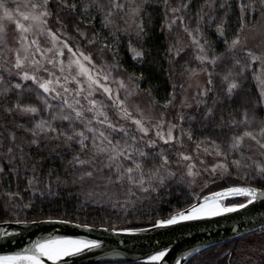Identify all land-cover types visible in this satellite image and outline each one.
Returning <instances> with one entry per match:
<instances>
[{
    "label": "snow or ice",
    "instance_id": "1",
    "mask_svg": "<svg viewBox=\"0 0 264 264\" xmlns=\"http://www.w3.org/2000/svg\"><path fill=\"white\" fill-rule=\"evenodd\" d=\"M92 2L97 5L98 10L104 11L105 6L100 3V0H92ZM190 2L191 0H189ZM111 3L112 8H109L103 16L104 27H108L113 23L111 19L114 15L113 9L123 10L124 8V5L119 3L118 0H111ZM144 3H147V0H144ZM164 3L167 6L168 0H164ZM189 3H181L179 7H173L170 11L172 13L182 12L189 7ZM61 4L73 10L77 7L70 0H61ZM261 4L264 5V0H261ZM221 6L223 7V5ZM90 7L91 5H85V11ZM29 8L33 11L22 10L21 5H17L15 9L24 21H31V23L26 25L19 19L15 20L16 28L21 33L17 38L20 42V48L13 50L8 46L6 27L0 23V53L5 48L8 51L15 52V60L10 67L8 66L7 59L4 60L3 64H0V84L5 81L3 73L6 72L11 76L13 74V68L16 69V76L25 82L31 81V84L15 83L14 88L28 91L35 90L37 98L45 105V110L50 112L49 120L41 118L29 129L33 135L31 143L39 147V137L43 135L46 139L51 140H60L63 137V143L68 149H73V143L79 145V151L75 152L72 160L68 161V163L73 165V167L86 164L91 165V167L82 171L73 183L78 182L83 185L86 180L93 182L97 180L103 181L102 185H96L97 188L102 189L100 192H88L87 195L92 198L93 202H95L97 196L101 200L107 197L112 202L113 207L117 205L123 207L125 209V217H127L128 206L134 208L137 200L151 198L152 193H159L160 188L165 186L166 181L172 180L176 176V173L169 167L168 149L164 145H168L170 148L174 141L182 144V138L185 133H187L188 139L191 140L193 138L192 132L190 129L186 130L183 128V114L179 115L180 123L177 124L166 121L163 113L159 117H154L146 115L144 109L140 108L138 104L130 106L129 101L131 97L134 94H138V92L128 89L124 79L115 74L122 68L116 55V50L112 52L113 59L110 63L106 60L98 63L91 52H86L81 45L70 42L72 35L65 31L62 21H58L61 23V27L56 31L48 27V18L53 15L49 9V0H41L39 3L29 2L23 5V9ZM244 8L245 5L241 4L242 14ZM0 9L3 10L0 21H12L14 19L13 10L9 9L3 0H0ZM36 9L40 10L35 11ZM141 10L142 5H136V7L131 9L133 14H139ZM254 11L255 8H253ZM197 15L200 20H203V16H200V13H197ZM177 19L181 21L183 30L188 33L191 37L192 44L198 49L196 59L202 64L208 61L212 65V69H209L207 66L199 69L185 68V71L189 73L190 77L197 75L199 72L207 74L208 79L203 91H198L197 93L198 96H207L213 90V88L208 86L213 85L212 76L214 69L217 61L222 58L223 54L212 57L207 55L205 48V44L208 43L207 40L201 42V39L198 38L203 36L199 27V21L195 29H190L184 23L183 15H174L171 23L168 24L169 29H171L172 24ZM138 27L140 32H144L142 21ZM261 27H264V25H261ZM33 28L37 30L36 34L30 43H25L28 37L24 33H28ZM223 29V24L217 26L218 34L221 37L224 36ZM76 31L81 36H86V33L82 32L79 27L76 28ZM244 31L245 25L241 24L230 43L227 38L224 39V43L226 44L225 51L234 53L238 47L243 48L252 62L259 61L261 67L264 68V52L257 54L246 47L247 36L243 35ZM194 32L197 35H194ZM39 35H46L50 39L51 46L46 49L42 48L38 39ZM89 43H95V40H90ZM32 46H35V50L31 52L33 58L29 61V51ZM103 47L108 48L109 44L105 42ZM21 48L25 52L23 57L20 55ZM131 50L134 53V57L143 56L142 51L134 48ZM170 51L174 52L176 56H179L183 48L173 46L170 48ZM37 52H39L44 62L41 59L35 58ZM45 53L53 54L46 56ZM26 61L29 62L31 71L25 67ZM235 63L239 65L240 60L237 59ZM248 66H242L240 75L243 74ZM41 72L47 73L48 78L40 75ZM232 75L233 73L229 71L224 76V80L229 81V77ZM254 78L258 81L260 96L264 98V74H254ZM128 80L131 83H135L136 89H139V84L133 80L132 75L128 77ZM113 84L116 85L115 88L112 86ZM175 87L173 85V90ZM180 87L183 88L184 85L181 84ZM197 87L199 88V85ZM239 87L240 82L235 78L231 79L228 82L226 90L227 98L231 99ZM121 89H124L123 95H121ZM10 90L7 88L2 89L0 90V95ZM149 94H151V90H149ZM174 100L175 95L173 92L172 99L166 102L165 107L171 105ZM53 101H58V103L54 104ZM82 101H85L86 104ZM202 102L206 101L197 100V103ZM187 106L191 107L190 104ZM57 108L59 111H53ZM108 109L114 111L117 119L113 120L110 118ZM17 110L21 114L33 115L38 114L40 111L34 105H21L19 102L16 103L15 107H9L7 109L9 113ZM212 111V108H208L207 114L210 115ZM86 113H91V116L89 117ZM120 120L126 122L131 121V125L127 123L122 124ZM153 120H155V123H153ZM56 121L67 122V128L63 124L57 126ZM256 121V114L253 113L250 117L247 109L244 110L241 120L237 121L236 119H232L229 121V126L232 127L243 125L244 131L241 134H233L231 136L228 151H222L220 145L215 140L207 137L197 142V155H199L200 146L207 143L208 146L203 149L205 155L214 154L224 158L221 161L204 166L202 169L197 168L195 161H193L190 155L182 152L178 153L180 159L176 163L181 164L184 161H190L184 165L187 170L182 173L178 182L186 184L190 189L192 202H189L186 208L170 213L166 218L155 220L152 224L153 228H169L185 222H196L236 214L242 210H247L249 206H255L257 204L264 207V187L258 186V184H264V160H257L252 153L244 151L246 146L248 148L253 147L252 144L246 145L245 142L248 140L254 142L257 154L264 157V119L258 121V128H253L252 124ZM77 124L80 127H77ZM96 125L104 127L98 128ZM165 125L166 132L164 130ZM220 126L223 127V124ZM177 128H179V135H174V130ZM106 129H110L111 131H106ZM153 129H155V134L154 136H150L149 133ZM113 133L119 134V138L114 137ZM12 139L15 140L14 135ZM161 142L163 143L161 144ZM209 147L213 149L212 152H209ZM12 151L13 149L9 147L8 153ZM87 151H90L92 155L88 159H82L80 153ZM232 153H238V158L233 157L229 159ZM98 158H101L99 159V166L94 163ZM156 158L160 160L158 165L155 163ZM124 161H129L130 163L126 165ZM149 161L152 162L151 167H147ZM248 161H251V163H248ZM200 164L205 165L206 162L201 159ZM33 167L35 166L33 165ZM3 172L4 168L0 166V173ZM34 179L35 177L29 180V186L32 185ZM57 180L59 181V177H57ZM236 181H243L244 183H236ZM209 184H219L221 186L220 190L213 191L210 195L201 197L196 191V188L199 187L202 192ZM116 186L124 189L123 201H120L118 198L113 201V196H116V193L112 189ZM48 189L49 191L51 190V183L48 184ZM138 193L147 195H138ZM9 195H18V193H10ZM40 195L43 196L44 193L41 191ZM237 197H242L243 200H235ZM24 207L31 208L33 204L30 202ZM15 223L20 224L22 221L17 219ZM23 223L27 226V222ZM34 223L71 224L72 221L69 219L55 220L49 217L47 220L34 221ZM128 224L132 225V221L129 220ZM76 226L88 228L89 230L92 228L88 224ZM101 228L105 232L110 231L115 234L132 236L148 230L138 226L118 228L110 221H105L101 225ZM260 231L264 232V224H262ZM14 234L16 233H10L7 229H4L0 232V237L9 238ZM101 247L102 242L95 239L49 235L34 241L30 247L21 252L0 255V264H45L44 258H47L52 264H69V259L66 258L82 257ZM200 251V248L195 249L197 253H200ZM240 251L245 261L252 262V264H261V262H264V237H261L258 242L241 237ZM235 253L236 250L233 249L225 252L224 255L225 257H231ZM255 253H259L260 261L253 259L252 254ZM166 256H168L167 248L156 251L154 255L148 257L149 264H161ZM189 257H193L192 252L186 253L183 258L187 259ZM73 264H75V261H73ZM189 264H191V261H189ZM201 264H219V254L216 255L215 260L209 259L208 261H202Z\"/></svg>",
    "mask_w": 264,
    "mask_h": 264
},
{
    "label": "trees",
    "instance_id": "2",
    "mask_svg": "<svg viewBox=\"0 0 264 264\" xmlns=\"http://www.w3.org/2000/svg\"><path fill=\"white\" fill-rule=\"evenodd\" d=\"M33 1L41 2V0ZM70 2L77 5L75 10L64 7L61 0H49V9L53 15L48 18V27L56 31L61 27L58 21H62L65 31L72 35L70 42L81 45L86 52H91L98 63L101 62V53H104L111 62L112 52L116 50V55L122 65L121 71L132 75L136 80L139 84L138 91L143 99L152 103L155 101L153 104L157 109L166 110L168 117L173 118L174 123L179 124V115L183 114L182 126L186 130H191L193 138L190 142L193 145H197V142L207 137L215 140L222 151H228L231 136L244 131L243 125L232 127L229 126V121L241 120L245 109L248 110L250 117L253 113L256 114L257 121L252 124V127H259L258 121L264 119V98L260 96V88L254 74L259 75L261 64L259 61L252 62L246 51L226 52L224 39L227 38L230 43L241 24L245 25L243 35L247 30L256 26L264 16V5L261 4V0H191L190 3L189 0H168L167 6L164 0H147V3L143 5L139 21V23L143 22L144 32H140L138 26L135 29L126 27L125 10L120 9H113L114 15L111 17L113 23L104 27L103 16L109 8H112L111 0H100V3L105 6L104 11L98 10L92 0H70ZM118 2L120 3L121 0ZM181 3H189V7L178 13L170 11L173 7H179ZM241 4L245 5L243 14ZM85 5H91V7L85 11ZM253 8H255L254 12ZM197 13L203 16V20H200ZM174 15H183L184 23L190 29H195L199 21L203 36L198 38L201 42L207 40L205 48L209 57L223 54L222 58L217 61L212 76L214 87L209 85L213 90L207 96H200L197 99L206 102L197 103L196 100L189 109L183 112H179L178 106L183 92L180 85H185V68L207 66L212 69V65L208 61L202 64L196 59L198 49L193 44L184 48L179 56L170 51V48L177 46L178 36L185 37L189 42L191 39L183 30V24L179 19L172 24L171 29L168 28ZM220 24L224 26L223 37L219 36L217 31V26ZM77 27L85 32L86 36H81L76 31ZM193 34L197 35L195 32ZM93 39L95 43H89ZM105 42L109 44L108 48L103 47ZM133 48L142 51L143 56L134 57L131 50ZM237 59L240 60L239 65L235 63ZM244 65L249 66L240 75ZM229 71L233 73L229 81L235 78L240 82L239 89L231 99L226 95L229 81L224 80V76ZM4 76L5 81L0 84V90L6 88L11 90L0 95V166L4 168V172L0 173V223L15 222L17 219L37 221L51 217L69 219L72 222L94 227H101L105 221H110L118 228L127 226L145 228L152 226L155 220L166 218L170 213L186 208L189 202H192L190 189L186 184L178 182L182 173L185 172L184 164L176 163L180 159L178 153H180L181 143L179 145L172 143L170 148L164 145L168 149L169 167L176 173V176L166 181L159 193L154 192L151 198L137 200L134 208L128 206L127 217H125V209L119 205L113 207L107 197L101 200L97 196L93 202L87 193L100 192L102 189L97 188L96 185H102L103 181L86 180L83 185L78 182L73 183L76 177L91 165L73 167L68 163L75 152L79 151V145L73 143V149H68L63 143V137L60 140H51L43 135L39 137V147L31 143L33 135L29 129L41 118L49 120L50 112L45 110V105L37 98L35 90L14 88L15 83L31 84V82H23L5 74ZM173 85L176 86L174 90ZM173 92L175 100L165 107L166 102L172 99ZM17 102L21 105H34L40 111L36 115L21 114L18 110L9 113L7 109L15 107ZM53 103L56 104L58 101H53ZM208 108L213 110L210 115L207 114ZM53 111H59V109ZM55 123L57 126L63 124L67 128V122L56 121ZM221 124L223 127L220 126ZM77 127L80 125L77 124ZM177 130L179 135V128ZM13 135L15 140L12 139ZM184 136L188 139L187 133ZM115 137L119 138V135ZM245 143L253 145L251 148L246 146L245 152L252 153L257 160H264V157L257 154L254 142L246 140ZM207 146V143L201 145L203 148ZM9 147L13 149L11 153H8ZM212 151L213 149L209 147V152ZM80 155L82 159H88L92 153L87 151ZM238 156V153H232L229 159L238 158ZM211 157L224 159L214 154ZM99 159L101 158L94 161L97 166H99ZM124 163L127 165L130 162L124 161ZM155 163L157 165L160 163L159 158H156ZM151 166L152 162L149 161L147 167ZM33 177L35 179L29 186V180ZM49 183H51L50 191ZM236 183L244 182L236 181ZM258 186L264 187V184H258ZM220 187L219 184H209L202 192L199 187L196 191L203 197L213 191H219ZM41 191L44 193L43 196L40 195ZM112 191L116 193L113 201L117 198L123 201L124 189L116 186ZM10 193H18V195L10 196ZM138 195L147 194L138 193ZM235 200L240 201L243 198H235ZM30 202L33 207H24ZM129 220L132 221V225L128 224ZM254 233L245 238L258 242L261 237H264V232L260 230ZM240 241L241 239L208 248L193 257L190 260L191 264H201L202 261L209 259L215 260L217 254H219V264H252L244 260L240 251ZM233 249L236 250L235 255L225 257L224 253ZM252 255L255 261L261 260L259 253Z\"/></svg>",
    "mask_w": 264,
    "mask_h": 264
},
{
    "label": "water",
    "instance_id": "3",
    "mask_svg": "<svg viewBox=\"0 0 264 264\" xmlns=\"http://www.w3.org/2000/svg\"><path fill=\"white\" fill-rule=\"evenodd\" d=\"M210 195V194H208ZM242 198V197H237ZM229 202V201H225ZM47 220V219H44ZM44 220H37L44 221ZM60 220V219H55ZM27 222V226L25 223ZM264 224V207L259 204L249 206L247 210L227 216L196 222H185L169 228H153L132 236L105 232L101 227L92 226L91 230L76 225L61 223H34L22 221L0 223V232L7 229L16 233L9 238L0 237V255L21 252L39 239L52 236H71L81 239H95L102 242L100 249L77 258L69 259V264H149L148 257L156 251L168 249V256L161 264H188L200 253L208 248L233 242L259 231ZM192 252L193 257L184 259L186 253ZM45 264H52L44 258Z\"/></svg>",
    "mask_w": 264,
    "mask_h": 264
},
{
    "label": "rangeland",
    "instance_id": "4",
    "mask_svg": "<svg viewBox=\"0 0 264 264\" xmlns=\"http://www.w3.org/2000/svg\"><path fill=\"white\" fill-rule=\"evenodd\" d=\"M3 2L5 3V5L9 9L13 10L14 19L12 21L2 20V21H0V23L4 24L6 27L8 46L11 49L15 50L16 48H20V42L17 38L21 35L19 29L16 28L15 20L19 19L22 23H25L26 25L31 23V21H24L23 18L20 17L19 14L15 11V9H16L17 5H21L22 10L33 11L30 8L29 9H23V5H25L26 3H29V2H31V3H36V2H34L33 0H3ZM120 3L124 5L123 10H125L124 19L126 22V27H128L129 29L137 28V26L139 25L140 15H141L142 10L139 14H133L131 9L136 7V5H142V8H143L144 0H121ZM39 10L40 9H36L35 11H39ZM2 15H3V10L0 9V17H2ZM261 25H264V16L256 24V26L247 30L244 34L245 36H247L246 47L253 50L257 54L264 52V27H261ZM36 31L37 30L35 28H33L28 33H24V35H26L28 37V40L25 41V43H30L31 39L36 34ZM38 39L41 43L42 48L46 49L47 47L51 46L50 39L48 37H46V35H39ZM189 44H192L191 39L189 42L185 37L178 36L177 46H176L177 48H183L184 49L187 46H189ZM34 50H35V46H32V48L29 51V61L33 58L31 55V52ZM235 51L236 52H245V50L243 48H240V47H238ZM52 54L53 53H45L46 56H51ZM20 55H21V57H23L25 55V52L22 48H21ZM100 57H101V62H99V63H102L105 60L110 63V61L106 58L104 53L103 54L101 53ZM35 58L41 59L42 62H44L43 58L40 56L39 52L36 53ZM5 59H7L8 66L10 67L11 64L14 63L15 52L14 51H8L5 48L3 50V52L0 53V64H3ZM25 67L31 71V66H30L28 61L25 62ZM49 67H51V66H49ZM194 68L199 69V68H201V66L194 67ZM12 72H13V74L11 76H9L6 72L4 74L7 75L8 77L16 78V79L23 81L20 77L15 75L16 69L13 68ZM115 74L124 79L125 84H126L128 89L133 90L134 92H138V94H134L131 97V99L129 101L130 106L138 104L140 106V108L144 109L146 115H151L154 117H159L161 115V113H163L164 119L166 121H171L172 123H174L173 118L168 117L166 110H162L159 108L157 109V107L152 102H149L148 100L143 99L142 94L136 89V84L129 82L128 77L130 75L126 74L125 72H123L121 70ZM261 74H264V68H262V67H261L260 72H259V75H261ZM40 75L44 76L45 78H48L47 73L41 72ZM184 79H185V85L183 87V92H182L180 104L178 106L179 112H183L184 110L189 109L190 107H188L187 105L190 104L192 106L194 104V102L200 97L197 95V93H198V91L199 92L203 91V88L206 85L208 76L204 72H199L197 75L190 77L189 73L185 71ZM133 80L136 82V80L134 78H133ZM23 82H25V81H23ZM27 82H31V81H27ZM197 85H199V88L197 87ZM112 86L114 88L116 87L115 84H113ZM123 93H124V89H121V95H123ZM98 98H99V96H98ZM185 98H186V101H185ZM82 102L86 104L85 101H82ZM182 102H185V103L182 104ZM108 112H109L110 118H112L113 120L117 119V117L115 116L114 111L112 109H108ZM86 115H88L90 117L91 113H86ZM120 123H122V124L127 123V124L131 125V121L126 122L124 120H120ZM153 123H155V120H153ZM96 127L101 128L104 126L96 125ZM177 129L174 130V135H178ZM164 130L166 132V125H165ZM106 131H111V130L106 129ZM154 134H155V129H153L149 133L150 136H154ZM116 135H119V134L113 133L114 137ZM182 139H183V143L180 144V148H181L180 152L185 153L187 155H190L193 158V161H195L197 168L202 169L204 166L211 165L216 161H221V160L217 159L216 157H211V155H205L204 151H203L204 148L201 146H200L199 155H197V145H193L190 142V140H188L185 136H183ZM162 143L163 142H161V144ZM172 143L179 145V143L175 142V141ZM201 159H203L206 162L205 165L200 164ZM189 162L190 161H184L183 164L185 165ZM183 168H184V171L186 172L187 169L184 166H183Z\"/></svg>",
    "mask_w": 264,
    "mask_h": 264
}]
</instances>
